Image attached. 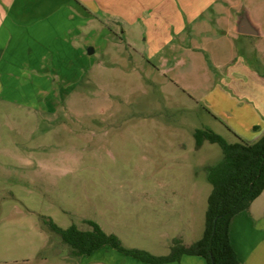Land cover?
Instances as JSON below:
<instances>
[{
  "label": "rangeland",
  "instance_id": "1",
  "mask_svg": "<svg viewBox=\"0 0 264 264\" xmlns=\"http://www.w3.org/2000/svg\"><path fill=\"white\" fill-rule=\"evenodd\" d=\"M238 6L236 15L250 7L264 31V0ZM101 20L104 27L93 21L85 29L98 30L89 43L80 40L78 80L19 83L44 88L0 98V264H109L121 257L110 247L74 257L47 219L64 229L93 220L124 237L126 247L158 251L156 237L176 235L184 215L205 221L212 190L206 168L223 153L208 142L196 148L194 131L238 139L203 110L202 97L238 57L264 71V37L237 35L231 44L218 28L185 33L153 56L146 33L124 35L128 26ZM105 26L113 33L100 32ZM186 201L190 209L181 205Z\"/></svg>",
  "mask_w": 264,
  "mask_h": 264
},
{
  "label": "crops",
  "instance_id": "2",
  "mask_svg": "<svg viewBox=\"0 0 264 264\" xmlns=\"http://www.w3.org/2000/svg\"><path fill=\"white\" fill-rule=\"evenodd\" d=\"M240 2L243 0H0V98H24L27 92L36 94L44 88L19 83L78 80L84 47L80 40L89 43L92 35H97L96 27L88 34L85 32L93 21L103 27L101 19L122 29L128 26V30L123 29L124 35L146 33L143 42L149 44V50L156 56L169 43L181 42L185 33H211L215 28L231 44L235 43L236 36L243 35L235 30V9L241 7ZM261 28V36H243L262 38V24ZM100 32L113 33L107 26ZM129 44H134V39ZM189 50L195 53L198 48ZM202 99L203 110L228 132L250 143L264 135V71L246 57H238L228 65L217 85ZM177 189L179 193L192 192L191 188ZM181 205L190 209L187 201ZM181 218L186 223L179 222L176 235L154 240L155 247L162 251L133 248L164 256L169 254L174 239H180L186 246L195 243L203 234L205 221L194 223L193 219L188 220V215ZM119 238L124 241V237ZM133 238L141 241L145 237ZM230 238L241 264H264V191L247 211L233 217ZM116 254L121 257H115L109 264H147ZM166 264L208 263L203 257L184 255Z\"/></svg>",
  "mask_w": 264,
  "mask_h": 264
},
{
  "label": "trees",
  "instance_id": "3",
  "mask_svg": "<svg viewBox=\"0 0 264 264\" xmlns=\"http://www.w3.org/2000/svg\"><path fill=\"white\" fill-rule=\"evenodd\" d=\"M193 135L196 148L208 142L217 144L223 153L219 162L206 168L212 190L207 200L203 234L195 243L186 246L180 239H174L169 254L158 256L145 249L126 247L118 235L107 233L93 220L84 221L85 229L75 224L64 229L52 219L44 222L77 258L90 257L110 247L147 264H166L184 255L203 257L208 264H241L231 242L230 223L237 214L247 211L264 191V135L254 143L236 134L238 140L230 143L210 128H198Z\"/></svg>",
  "mask_w": 264,
  "mask_h": 264
},
{
  "label": "water",
  "instance_id": "4",
  "mask_svg": "<svg viewBox=\"0 0 264 264\" xmlns=\"http://www.w3.org/2000/svg\"><path fill=\"white\" fill-rule=\"evenodd\" d=\"M235 30L237 33L243 35H262L261 24L253 18L250 10L243 14H240V11L237 13L235 20ZM87 52L89 55H92L94 53V49L90 47L88 48Z\"/></svg>",
  "mask_w": 264,
  "mask_h": 264
}]
</instances>
